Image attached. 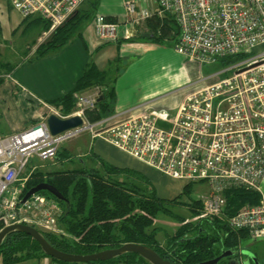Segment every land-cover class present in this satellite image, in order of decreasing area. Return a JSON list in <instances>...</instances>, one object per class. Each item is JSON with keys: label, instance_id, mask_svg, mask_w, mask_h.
I'll use <instances>...</instances> for the list:
<instances>
[{"label": "built area", "instance_id": "2783aa9c", "mask_svg": "<svg viewBox=\"0 0 264 264\" xmlns=\"http://www.w3.org/2000/svg\"><path fill=\"white\" fill-rule=\"evenodd\" d=\"M87 0H7L22 21L39 17L49 24L46 36L68 21ZM130 37L136 26L167 13L178 26L175 50L203 65L218 63L223 73L201 79L212 82L188 93L175 114L130 111L90 122L85 112L97 107V87L75 96V109L60 115L43 104L46 117H80L82 124L52 135L46 117L36 125L0 137V220L3 228L24 224L48 233L63 208L39 193L21 204L23 188L15 186L33 158L49 161L61 145L89 132L158 175L206 188L201 212L221 217L247 241L264 240V0H122ZM119 24L96 19L94 32L102 42L118 38ZM258 48V49H257ZM221 60L228 63L221 65ZM224 66V67H223ZM221 74L224 76L221 77ZM8 77V76H7ZM231 189L257 192L255 205L224 215V193Z\"/></svg>", "mask_w": 264, "mask_h": 264}, {"label": "trees", "instance_id": "16d2710c", "mask_svg": "<svg viewBox=\"0 0 264 264\" xmlns=\"http://www.w3.org/2000/svg\"><path fill=\"white\" fill-rule=\"evenodd\" d=\"M87 18L88 16L81 12L75 13L62 26L54 30L45 42L39 44L29 62L32 63L59 52L77 34L83 20ZM104 21L112 22L108 19ZM22 25L24 33L37 29L40 34L49 29V24L39 17L22 21ZM143 26L146 32L137 33V29L135 35L118 41L144 40L165 44L169 41L174 42L179 32L175 20L167 13L145 20ZM26 49L25 55L28 54L29 47ZM221 61L223 63L221 65L228 63V60ZM15 67L16 64L2 59L0 48V85L6 80L5 74H12ZM120 72V68L112 71L99 70L93 62H90L85 66L72 92L48 103L57 107L60 113L66 116L75 108V93L100 86L101 99L98 98L97 107L85 112L88 121H98L112 111L111 106L116 99L113 84ZM61 151L60 147L55 159L64 165L72 155L68 156ZM73 158L74 161L79 162L80 168L50 173L37 171L28 180L21 195L22 198L32 187L47 183L68 200V204H64L47 192H39L55 200L63 208L58 222L62 233L66 234L56 235L37 229L49 245L57 251L89 255L131 243L152 249L170 264H203L214 260L226 251H231L232 255L222 258L217 264H236V260L242 257L241 245L247 241L246 234L230 229L224 218L203 216L200 210V199H191L193 187L199 185L198 183H185L181 195L173 199L162 198L157 195L150 179L141 172L113 166L94 154L80 158L73 156ZM86 159L98 162L101 169L87 166ZM183 198L191 199V202L184 203ZM224 198V215L231 217L244 205L257 204L260 196L257 192L231 189L224 193ZM179 205L188 207L197 221L195 225L181 223L173 234H165L166 242L162 245L156 238L160 229L153 227L155 220L160 215L180 219L170 211V208ZM2 229L3 224L0 220V231ZM40 258H48V256L41 251L36 241L22 232L7 235L0 245V264H19ZM49 259L52 264H80ZM87 264L149 263L136 254L127 253L108 261Z\"/></svg>", "mask_w": 264, "mask_h": 264}, {"label": "crops", "instance_id": "0c3cea01", "mask_svg": "<svg viewBox=\"0 0 264 264\" xmlns=\"http://www.w3.org/2000/svg\"><path fill=\"white\" fill-rule=\"evenodd\" d=\"M0 3L2 5L1 10L4 9L7 12L6 7H8L12 11L11 15L7 16L8 26L10 25L13 29L22 28L23 30L22 19L18 13L11 9L7 2L4 3L3 1ZM77 12H81L88 16V18L83 20L77 34L71 38L69 43L54 55L30 63L29 59L32 58L33 54L31 56H29L30 53L25 55L29 39L24 44L25 48L22 49L20 47L18 52L9 48L10 52L15 55L18 54L20 59L15 62L16 67L11 75V79H6L0 85L2 103L4 99V103L8 105L7 110H4L7 111V116L6 112L2 113L3 116H0V137L26 130L46 117L39 107L42 106L44 108L43 104H49V101L61 98L72 92L75 83L82 76L85 66L90 62H93L99 70L103 71L109 69L108 64H114L115 62L113 61L118 60V67L120 66V62L122 64L121 68L119 67L121 72L113 84L116 99L111 106L112 111L109 115L124 113L125 111H130L132 114L151 111H164L169 114H175L188 93L212 82L211 80L200 82L201 79L206 78L204 77L186 86H180L182 85V82H180L176 83L175 87L170 88L174 83L160 81L159 69L167 64V56L163 58L162 49L172 59L176 60L177 56L184 58L176 50H169L170 48L164 47L162 44L146 42L144 40H136L135 42L118 40L115 42L100 41L94 32L96 19L112 20V23L123 25V28L124 24L127 23L129 17L123 9L122 0H87ZM38 32L36 29V32L31 37V41ZM136 32L137 28H134V33ZM118 37L117 39L119 40L126 39L121 28L119 29ZM130 55H134L136 61L128 69H125L123 64L130 58ZM124 58L126 59L124 60ZM89 90L91 89L75 93L74 97L81 93H88ZM175 96L176 98H174ZM84 133H88L90 140L94 142L92 147L95 152L90 154L98 156L101 160L103 159L100 156L108 157L107 147H111L119 152L103 140L93 137L91 133ZM96 140H99L97 144H95ZM119 153L125 155L121 152ZM133 160L138 162L140 166L130 169L141 173L145 172L142 174L146 175L153 185L152 173H155L154 170L136 159ZM141 165L152 173L145 171ZM156 176L158 178L160 175L156 174ZM171 180L179 181L175 179ZM263 188L264 183L262 191ZM36 260H39V264H52L49 257Z\"/></svg>", "mask_w": 264, "mask_h": 264}, {"label": "rangeland", "instance_id": "374dc122", "mask_svg": "<svg viewBox=\"0 0 264 264\" xmlns=\"http://www.w3.org/2000/svg\"><path fill=\"white\" fill-rule=\"evenodd\" d=\"M3 1L4 3L7 2V0H0V2H3ZM1 8H2V5L0 3V27H1L0 48L2 52V59L4 61H8L9 63L15 64V62L19 61L20 58L18 54L15 55L14 53L10 52L9 48H11L13 51L18 52L20 47L22 49L25 48L24 44L29 39L30 41L27 47H29L28 53H30L29 56H31L33 54L32 52L36 50L39 44L45 42V40H47L50 35H47V36L45 35L47 34L48 31H46L45 33L35 34V36L33 37V40L31 41V37L33 36V33L36 32V30L32 29L24 33L22 28H15L17 30L11 28L10 25L8 26L7 16L9 14L11 15L12 11L8 7H6L7 12H5L4 9L1 10ZM119 27H121V31H122L123 25H119ZM136 28L138 29V32H146V28L143 26V22L138 24ZM162 45L164 47L170 48L169 50H173V49L175 50L174 48L175 43L173 41L166 42L165 44H162ZM162 50H163V55H162L163 58L167 56V59H166L167 64L166 66L159 69L160 81L174 83L172 86H170V88L175 87L176 83L182 82V85L180 86H186L189 83L196 81L198 79L208 77V76H211L217 73H223V70L218 63L210 64V65H203L197 62L195 63L193 61L191 62V60L185 59L179 56H177V59L175 60V59L170 58L164 49ZM125 59L126 58H124V60ZM135 61H136V57L134 55H130V58H128L127 61L123 64V67L125 69H128L130 65H132ZM113 62L115 63L108 64L109 70L112 71V70H115L116 68H119V67L121 68L122 66L121 62L119 63L120 65L119 67L117 66L118 60L113 61ZM11 75L12 74H5L4 78L7 80H10ZM111 76L113 77V75ZM222 76H224V74H221V77ZM97 89L100 92L102 90L100 86H98ZM22 90L25 91L24 88H22ZM174 98H176V96ZM4 102L5 100L3 99V103H2V96H0V116H3L5 112H6V116L8 114L7 111H4V110H7L8 108V105ZM53 107L58 110L60 115H62L60 113V110L57 107L55 106ZM39 108L41 109L42 112H44L46 116V113H47L46 109L43 108L42 106ZM97 142H99V140H96L95 144H97ZM93 143L94 142L90 140L88 133H81L75 138L69 139L66 142H64L61 145V150H62L61 152L67 153L68 156L72 155V157L69 158L70 160H67L64 165L63 164L61 165L54 158L49 161H41L38 158H33L32 163L26 169L25 173L21 176V180H19V182H17L15 186H20L22 188H25L28 180H30L31 176L37 171H42L44 173H50V172H55V171H60V170H72V169L80 168L79 162L74 161L73 156L80 158V157L89 156L88 154L90 153H94L95 150L92 147ZM107 148H108V151H107L108 157L100 156L103 160L107 161L106 163L109 162L113 165H117L120 167H129V168L140 166L138 162L134 161L130 157H127V155L126 156L122 155L119 152L112 149L111 147H107ZM98 164H99L98 162H93L91 160L86 159V165L89 167H94V168L96 167L98 169H101V166L99 167ZM143 169L145 171H148L149 173H152L146 167H144ZM142 173H145V172H142ZM155 173L154 174L152 173V176H153L152 179H153L154 188L159 197L173 199L181 195L182 189L185 185L184 182L174 181L164 176H159L157 178L156 176L157 173L156 174ZM263 191H264V188H263ZM205 193H206V188L196 185L193 187L191 199L199 200V198ZM191 199L187 200L183 198L182 200L184 203H187V202H191ZM170 211L173 215L179 216L180 219L171 218L165 215H160L157 217L153 225L154 228L160 229V233H157L156 238L158 239L159 242H161L162 245L165 244L166 242V236L173 234L175 230L181 225V223H191L192 225H195L197 221V219L191 215L190 211L188 210V207L184 205L174 206L170 208ZM59 225L60 224L58 222L56 224V227L59 229L57 233L59 232V234L64 235L65 232L62 233V229ZM42 231L46 232L44 230ZM241 250L246 252L245 253V255H247L246 258L250 259L252 264H264V241H258V242H253V243L244 242L241 245ZM19 264H39V260H36V259L27 260Z\"/></svg>", "mask_w": 264, "mask_h": 264}, {"label": "water", "instance_id": "95a60500", "mask_svg": "<svg viewBox=\"0 0 264 264\" xmlns=\"http://www.w3.org/2000/svg\"><path fill=\"white\" fill-rule=\"evenodd\" d=\"M131 36L135 35L134 30L131 31ZM101 99V98H100ZM46 124L48 129L52 135H57L61 132L66 130L78 127L82 124V119L80 117H71L68 119H59L55 115H49L46 118ZM47 192L56 200L63 202L64 204H68V200L63 197V195L56 190L53 186L47 183H40L30 190L26 192V194L21 199V204H23L28 198L32 195L37 194L39 192ZM14 232H22L28 236H30L34 241L38 243L40 246L41 251L51 259L62 261L65 263H80V264H87L93 262H103L111 260L115 257L121 256L127 253H133L144 259L149 264H170L169 262L163 260L161 257L157 255L155 251L152 249L136 244H124L115 249L103 250L97 253L89 254V255H74V254H66L57 251L49 243L44 239L43 235L35 228L24 225V224H15L8 227H4L0 231V245L4 238ZM264 241V240H262ZM252 241H247L245 243H253ZM258 242V241H257ZM246 252L241 250V255L247 257L245 255ZM231 251L223 252L219 257L215 258L214 260L207 261L203 264H217L222 258L231 256ZM249 257V256H248ZM249 263V262H248Z\"/></svg>", "mask_w": 264, "mask_h": 264}, {"label": "flooded vegetation", "instance_id": "af4514ba", "mask_svg": "<svg viewBox=\"0 0 264 264\" xmlns=\"http://www.w3.org/2000/svg\"><path fill=\"white\" fill-rule=\"evenodd\" d=\"M236 261H237L236 264H252L251 263V260L248 259V258H246V257H244V256L240 257V259L239 260H236Z\"/></svg>", "mask_w": 264, "mask_h": 264}]
</instances>
